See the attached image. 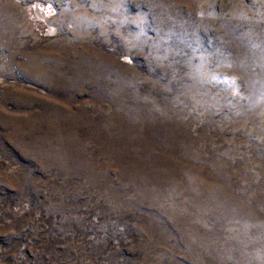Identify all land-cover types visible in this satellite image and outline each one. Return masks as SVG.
Listing matches in <instances>:
<instances>
[{"label":"rangeland","instance_id":"rangeland-1","mask_svg":"<svg viewBox=\"0 0 264 264\" xmlns=\"http://www.w3.org/2000/svg\"><path fill=\"white\" fill-rule=\"evenodd\" d=\"M0 264H264V0H0Z\"/></svg>","mask_w":264,"mask_h":264}]
</instances>
